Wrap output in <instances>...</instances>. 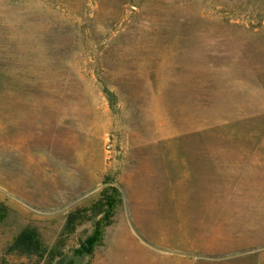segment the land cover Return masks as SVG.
<instances>
[{"label":"rangeland","instance_id":"rangeland-1","mask_svg":"<svg viewBox=\"0 0 264 264\" xmlns=\"http://www.w3.org/2000/svg\"><path fill=\"white\" fill-rule=\"evenodd\" d=\"M105 183L52 264H264V0H0V264Z\"/></svg>","mask_w":264,"mask_h":264},{"label":"trees","instance_id":"trees-1","mask_svg":"<svg viewBox=\"0 0 264 264\" xmlns=\"http://www.w3.org/2000/svg\"><path fill=\"white\" fill-rule=\"evenodd\" d=\"M109 106H114V95L103 85ZM119 202V190L113 183H105L99 190L98 196L88 205L77 210L68 211L64 217L58 236L50 245L45 244L37 230L30 226L22 227L7 244L5 251L17 253L25 257L20 264H52L51 261L62 254L63 237L71 233L78 220H90V230L78 241L73 249L75 255L90 254L98 244L105 228L111 223L114 209ZM6 212L5 205L0 202V221Z\"/></svg>","mask_w":264,"mask_h":264}]
</instances>
